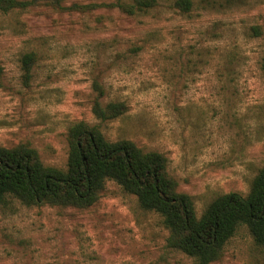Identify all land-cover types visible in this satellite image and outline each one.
<instances>
[{
  "label": "rangeland",
  "instance_id": "374dc122",
  "mask_svg": "<svg viewBox=\"0 0 264 264\" xmlns=\"http://www.w3.org/2000/svg\"><path fill=\"white\" fill-rule=\"evenodd\" d=\"M116 1L0 11V147L25 145L64 169L68 128L83 122L162 154L197 217L220 195L246 196L264 166V0H189L188 10L157 0L131 15L76 8ZM96 101L125 111L100 123ZM167 237L161 217L113 182L89 207L0 205V264H195ZM210 264H264V247L239 226Z\"/></svg>",
  "mask_w": 264,
  "mask_h": 264
},
{
  "label": "trees",
  "instance_id": "16d2710c",
  "mask_svg": "<svg viewBox=\"0 0 264 264\" xmlns=\"http://www.w3.org/2000/svg\"><path fill=\"white\" fill-rule=\"evenodd\" d=\"M35 0H0V11L25 8ZM61 7L62 0H46ZM157 0H117L102 5L76 8L117 9L127 14L146 9ZM175 6L188 10L189 0H176ZM35 54H24L21 69L30 77ZM264 72V57L260 61ZM95 119L111 121L121 116L120 102H95ZM68 153L64 169L44 166L37 153L25 145L0 147V205L13 197L25 205L52 204L89 207L102 193L107 182L137 198L139 206L158 214L168 231L169 248L192 258L195 264L216 261L227 241L239 226H245L253 242L264 247V166L253 178L246 196L223 194L205 208L200 217L192 198L176 191L166 170V159L156 151H144L128 140L109 141L95 125L72 124L67 132Z\"/></svg>",
  "mask_w": 264,
  "mask_h": 264
}]
</instances>
